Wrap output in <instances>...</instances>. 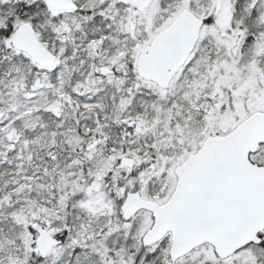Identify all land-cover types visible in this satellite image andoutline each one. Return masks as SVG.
<instances>
[{
	"label": "rangeland",
	"instance_id": "374dc122",
	"mask_svg": "<svg viewBox=\"0 0 264 264\" xmlns=\"http://www.w3.org/2000/svg\"><path fill=\"white\" fill-rule=\"evenodd\" d=\"M37 1L45 6L51 4L50 0ZM78 1L73 0L76 5ZM82 1L91 3L90 12L95 11L98 2V9L103 10L99 13L101 18L114 23L121 15L117 10L121 3L125 20L111 23L113 28L118 27L111 35L95 39L86 32L92 20L90 12L34 11L38 21L30 22L36 28L44 27L46 40L42 44L58 56L56 64L49 68L38 66L28 54L13 46L7 17L0 16V134L4 140L0 139V167L14 165L19 168L18 173L25 174L33 157L44 149L39 147L37 153L34 139L25 135L26 130L31 132L35 127L44 129L50 123L68 127L51 133V144L46 147L50 151L58 135L73 144L82 142L85 137L78 132L84 130L76 127H83L86 117L98 118L106 112V86L115 90L112 99L118 102L110 103V107L119 114L115 124L123 127L124 136L120 147L104 155L89 156L88 163L95 165L89 166L88 172L80 167L78 173L76 168L82 159L72 158L63 165L69 169L68 174L45 169L36 179L23 180L13 195L0 192V216L7 214L23 229L18 242L0 241V264H22L25 258L21 255L30 248L37 250L40 229L62 236L63 243L49 250L44 262L37 264H264L260 261L264 252L254 246L219 260L210 245H202L177 262L169 257L170 235L143 248L141 239L152 226V214L142 211L131 221H122L115 202L106 193L105 183L107 172L121 162L128 165L123 158H130L137 167L134 174L121 171L133 174V184L139 176L137 186L142 195L159 203L168 201L177 183L176 167L195 153L208 136L226 134L252 112L264 109V0H155L143 11L133 0ZM20 2L25 0H0V12L10 11ZM184 9L208 22L169 89H159L139 77L132 80L125 65L136 63L139 47L151 42ZM23 22L13 19L12 29ZM80 58L79 64L88 70L81 74L78 85H72ZM34 66L37 72L32 69ZM91 131L85 134L93 137ZM44 134L48 137L47 132ZM10 152L15 160L8 157ZM251 158L264 165V147ZM76 174L70 181L69 175ZM33 185L41 190L55 188L59 195L56 207L25 201L20 210L11 212L14 200L19 201V192L32 189ZM75 214L88 219L81 222L78 231L67 224Z\"/></svg>",
	"mask_w": 264,
	"mask_h": 264
},
{
	"label": "water",
	"instance_id": "95a60500",
	"mask_svg": "<svg viewBox=\"0 0 264 264\" xmlns=\"http://www.w3.org/2000/svg\"><path fill=\"white\" fill-rule=\"evenodd\" d=\"M148 8L153 0H135ZM55 11H78L72 0H51ZM204 20L188 9L153 42L140 50L139 76L168 88L174 75L194 50ZM16 49L28 53L40 66L52 67L57 55L39 41L34 25L18 26L12 37ZM264 143V111H257L226 135H211L202 147L177 166V185L164 204L129 192L122 205L123 217L130 220L141 210L152 212L154 223L143 235L145 247L171 233L172 262L194 249L210 244L216 255L226 259L250 244L264 242V165L251 161L250 154ZM124 162L133 166L132 159ZM61 241L42 231V254Z\"/></svg>",
	"mask_w": 264,
	"mask_h": 264
},
{
	"label": "trees",
	"instance_id": "16d2710c",
	"mask_svg": "<svg viewBox=\"0 0 264 264\" xmlns=\"http://www.w3.org/2000/svg\"><path fill=\"white\" fill-rule=\"evenodd\" d=\"M77 4L80 7L79 12L80 11H83V12L87 11V13L90 12L91 3H87L82 0H79ZM95 5H96L94 7L95 11L90 12L92 15V20L90 21V24H88V26L86 27L87 29L86 32L88 34V37L96 39L104 34H107V36L111 35L112 34L111 31L118 29V27L113 28L111 23H114V22H112L110 19H107L105 17L101 18V15L99 13H101L103 10L98 9L99 7L98 2H96ZM117 5L119 6L117 10H119V13H121V15L117 17V20L115 21L114 24H116V22L121 23L122 21H120L119 19L125 20V15H122L123 14V6H122L123 4L119 3ZM36 10L42 11L43 13L48 11L47 14H51L49 5L45 6V4L42 1L25 0V2L16 3L13 9L10 8V11L9 9L3 10L2 12H0V16L7 17L6 23L9 26L8 32L13 33L14 29H12L11 27V21L13 19H18L20 21H38V18L36 17V14L34 12ZM59 16H61V14ZM43 28L44 27L39 28V26H37V30L38 31L40 30L43 35L42 36L43 39H41V41L46 40L44 39L45 38L44 36H46L45 32H42ZM120 37L121 39H124L122 35H120ZM1 40H2V36L0 35V47H3ZM139 41L142 42V39H140ZM106 42H107V39L104 42L105 46L107 45ZM67 56L69 55L67 54ZM80 60L81 58L76 62L77 72H76V75L72 79V85H76V84L78 85L82 81V78H83L81 74L84 72L86 73L88 70L87 67H85V65L79 64ZM125 66L130 69L129 77L133 78L132 80L134 79L136 80L138 78V74L136 72L135 61H130V64H126ZM32 69H35V72L38 71L37 67L35 66L32 67ZM104 88H105V91L103 92V100H105V103L109 105V107H106V112L99 114L98 118L97 116L94 118L93 117L90 118L88 116L86 117V120H87L86 124L83 123L84 124L83 127H79L80 125L76 127L78 131L84 130L83 133L78 132L81 136L85 137V139L82 142L78 144H73L64 135H58V137L55 140L54 145L52 146L53 149L50 151V150H47L46 147L48 146V144H51L50 143L51 133L53 131H63L67 129L68 127H54V123H50V127H46L44 129L35 127L31 132L26 130L25 132L26 137L34 139L33 147H36L37 153L40 152L39 147L41 146H43L44 148L43 152L40 153L39 156L33 157L30 165H27L26 167L27 169L25 170V174L24 172H22L21 174L18 173L19 168L15 167L14 165L10 167H6V168L0 167L1 195L2 194L13 195L14 192H16L22 187V185L24 184V181L27 180L26 179L27 177H30V179L31 178L36 179V177H39V175H42V172H44L45 169H47V171L48 169H50L51 171H54L55 173H58L59 171H61V173L68 174L69 169L64 168L63 165L71 161L72 158H75L77 160L82 159L81 166H78L76 168L78 173L81 170L80 167H82L84 171L88 172L91 169L89 168V166H92V168H94V165H95L94 162L92 164L88 163L89 156L94 155L97 157L100 153H103L104 155L105 153L110 152V150L115 149L116 147H120L121 140L124 136V132L122 131L123 127H119L117 124H115V120L118 119L119 114L118 113L116 114L115 109L112 106L110 107V103L116 104L118 100L112 99V96L114 95L115 90H112L109 87L107 88V86ZM105 94H107V96H110L111 99H108L107 96H105ZM71 95L74 97L76 96L73 91H71ZM81 113L82 112H78V115H80ZM85 115H88V113H86ZM87 130L93 131V132L91 131V134L93 135V137H90L89 135L87 136L85 134ZM130 130L133 131L134 129L130 128ZM44 132H47L48 137L46 136V134H44ZM59 133H62V132H59ZM0 139L1 141H4L2 140L1 134H0ZM39 140L40 142H38ZM1 146L2 145L0 143V147ZM93 148L95 149L93 150ZM9 154H11V155H8L9 158H13L14 160L16 159L15 157L12 156L13 154L11 152ZM53 156H55V159H52ZM23 168H25L24 164H23L22 169ZM38 169L40 171L37 175H35V172ZM121 169L126 170V173H133L137 169V167L135 164L133 168H130L127 165L126 166L123 165L121 162L119 166H115L113 169L107 172L105 176V183L108 187V189L106 190L107 195L111 197L113 202H115L116 209L118 211V218L124 221L122 219V213L120 211L121 205L125 199L126 194L129 191L140 189V186H137V184L139 183L138 180H140V178L139 176H137V181L133 184L131 181V176L134 173L131 175H127L125 172L121 171ZM127 171H132V172H127ZM76 176L77 174L69 175L70 181H72V179ZM27 190H30V191H27ZM27 190L19 192L20 193V195L18 196L19 201L14 200L15 207L11 209V212L20 210V206L22 204H25V201L26 203L28 201L40 203V204L47 203L53 208L56 207V205L58 204L57 202H59V195L57 194L55 188L49 187V189L47 190L45 189L41 190V189L36 188V186L33 185L32 189H27ZM27 192H29L30 194ZM68 209L70 210V208ZM84 218L85 216L75 214L68 219L67 224L74 225L76 227V230L78 231L81 229L80 227L81 222L88 221V219L86 218L84 219ZM9 219L10 218L7 216V214H5L4 216H0V241H4L2 243H5L6 241H10V240L18 242L23 234L22 227L17 225V223H15L12 218L10 220ZM36 222L41 224L38 219L36 220ZM58 224L60 225V223ZM41 225L43 227H46L44 223H42ZM31 229L34 230L33 228ZM142 247L144 248L143 245ZM254 247H258L262 249V251L264 252V243L261 244L260 246H254ZM21 256L25 258L22 264H29L32 262H35V264H37L39 262H44L43 256L37 250L33 248H30L29 250H27L26 253H24ZM260 261L264 262V257L260 259Z\"/></svg>",
	"mask_w": 264,
	"mask_h": 264
},
{
	"label": "flooded vegetation",
	"instance_id": "af4514ba",
	"mask_svg": "<svg viewBox=\"0 0 264 264\" xmlns=\"http://www.w3.org/2000/svg\"><path fill=\"white\" fill-rule=\"evenodd\" d=\"M206 20V19H205Z\"/></svg>",
	"mask_w": 264,
	"mask_h": 264
}]
</instances>
